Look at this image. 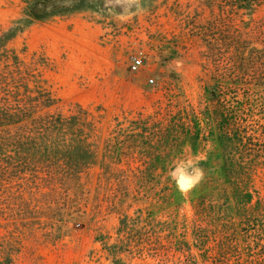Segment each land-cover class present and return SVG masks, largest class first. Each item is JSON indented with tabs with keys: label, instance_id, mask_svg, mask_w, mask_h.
<instances>
[{
	"label": "rangeland",
	"instance_id": "obj_1",
	"mask_svg": "<svg viewBox=\"0 0 264 264\" xmlns=\"http://www.w3.org/2000/svg\"><path fill=\"white\" fill-rule=\"evenodd\" d=\"M98 3L97 10L37 21L9 43L40 68L59 109L82 104L101 115L97 163L57 196L23 195L28 188L6 175L4 162L0 230L1 240L19 241L14 264H114L109 245L121 264H264L256 213L222 215L217 205L200 217L196 208L203 163L223 161L217 156L223 142L208 127H219L230 106L264 145V76L247 84L230 80L241 58L227 44L225 0ZM62 4L72 1L49 6ZM24 6L0 0V31ZM233 11L241 28L264 19V5L253 15ZM141 52L144 64L134 70ZM3 67L0 57V74ZM140 118L147 119L143 131L136 128ZM179 121L190 126V136ZM109 166L119 170L108 175ZM145 166L173 169L151 181L143 172L136 178V168ZM252 184L255 203L264 199L261 162ZM20 196L30 202L28 213L19 212Z\"/></svg>",
	"mask_w": 264,
	"mask_h": 264
},
{
	"label": "trees",
	"instance_id": "obj_2",
	"mask_svg": "<svg viewBox=\"0 0 264 264\" xmlns=\"http://www.w3.org/2000/svg\"><path fill=\"white\" fill-rule=\"evenodd\" d=\"M54 1L56 0H24L22 15L0 31V57L4 63L0 74V217L1 173L4 172V162H7L6 175L20 179L28 188L22 192L23 195L28 192L32 198L37 199L38 194L57 196L64 189L71 188L98 161L95 136L99 130L101 115L82 104H75L66 111L59 109V99L48 86L40 68H33L15 49L9 47L15 37L37 21H48L59 15L99 8L98 0H71L70 5L49 6ZM225 3L230 14L227 44L231 54L236 52L241 58L238 66L241 70L234 68L236 72L232 70L229 78L237 82L241 79L247 84L250 80L264 76V19H252L248 26L241 28L235 23L232 14L235 7H238L253 15L264 5V0H225ZM213 95L216 96V93ZM233 109L232 106L229 107L228 116L219 127H208L211 136L218 132L216 137H220L223 142V150L217 152V156L222 157L223 161L221 164L209 161L203 163L204 175L199 184V189H203L199 190L197 213L201 217L217 205L222 208V215L231 211L256 213L259 221L258 234L263 240L264 199L259 197L253 202L255 190L252 183L256 166L259 162L264 164V145L258 143L260 140H255L258 139L256 134L250 133L233 116ZM138 122L140 125L136 128L143 131L145 125L141 124H145L147 119L140 118ZM180 122L179 127L186 130L187 137L190 136V126L186 123L180 125ZM172 169L167 166L137 167V174L134 176L137 178L143 172L148 176L146 179L151 181L159 170L166 175ZM105 170L108 175H114L119 168L109 166ZM43 188L49 190L42 192ZM208 193L212 194L213 199L205 198ZM20 197L23 199L18 206L19 212L28 213L30 202L23 196ZM198 225L199 230L205 229L201 223ZM12 236L6 241L1 240L3 237L0 230V264H14L13 252L19 251L20 246H17L19 241ZM112 246L109 245V252L113 255L114 264H121L122 257L117 251H112Z\"/></svg>",
	"mask_w": 264,
	"mask_h": 264
},
{
	"label": "built area",
	"instance_id": "obj_3",
	"mask_svg": "<svg viewBox=\"0 0 264 264\" xmlns=\"http://www.w3.org/2000/svg\"><path fill=\"white\" fill-rule=\"evenodd\" d=\"M145 56L141 52L140 54L136 55L134 60L132 61V68L134 70L140 68L144 64Z\"/></svg>",
	"mask_w": 264,
	"mask_h": 264
}]
</instances>
